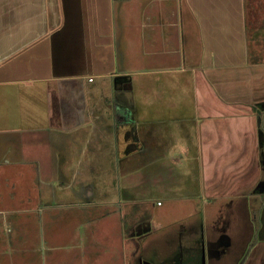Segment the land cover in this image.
Wrapping results in <instances>:
<instances>
[{
	"label": "crops",
	"instance_id": "crops-1",
	"mask_svg": "<svg viewBox=\"0 0 264 264\" xmlns=\"http://www.w3.org/2000/svg\"><path fill=\"white\" fill-rule=\"evenodd\" d=\"M161 158L158 191L89 178L94 164ZM48 159L84 200L45 202ZM154 191L170 199L161 213L185 214L169 222L185 238L173 258L155 249L168 237L151 242L165 225L156 204L125 230V207ZM55 207L72 232L51 224L45 239L32 221ZM263 212L264 0H0V264H58V250L68 264H264Z\"/></svg>",
	"mask_w": 264,
	"mask_h": 264
},
{
	"label": "rangeland",
	"instance_id": "rangeland-1",
	"mask_svg": "<svg viewBox=\"0 0 264 264\" xmlns=\"http://www.w3.org/2000/svg\"><path fill=\"white\" fill-rule=\"evenodd\" d=\"M160 121L161 120H168V118L166 117V113H164V115L161 118H158ZM113 120L114 117H113ZM170 125H166L164 126L163 123H159L157 125V130H167L169 129ZM163 128V129H162ZM156 135V134H155ZM117 138V135H116ZM165 138L166 136L164 135V133H162L161 139L159 140V142L163 143L165 142ZM53 145H55V143H53ZM61 152L63 153L64 150H61ZM177 152V151H176ZM115 154H117V151H114ZM163 158V157H162ZM159 159V164L162 165H158V166H143V165H134L131 161H127V160H122L120 161V163L118 162H114V164L112 165H92L91 169H90V174H89V178L92 175L93 179H97V185H99V177L101 176H110V178L108 177L107 179H109V181L111 180L114 183V187L116 188V191H118V193H120L121 189L123 190L125 188L124 185L129 184L131 185L132 182H134V184H139V183H143V187L141 188L143 190V192H148V188L149 185L154 183L153 186L155 188V191H158L159 189L161 190L167 181L163 182V183H159L162 182V180L166 177V172L168 171V174L171 173L167 167H165V165H163L164 163V159ZM53 160H46L45 161V166L43 167V180L42 182H44L43 184V188H44V192H45V202L49 201V196H51V193L54 191H57V194H61L63 195L65 198L69 199H63V198H59V202H60V206H65L66 204H69L71 201L72 202H79L80 200H84V198H80V196L77 197H73V196H69L68 193H70L69 190H65L64 187H61V183H63V181L68 182V176L64 173L63 168L64 166L62 165V163L59 164H55L54 166L49 165ZM155 162V161H153ZM23 167V166H22ZM23 172V169H22ZM135 175V176H134ZM27 177L29 179H31V181H20L17 184L20 186L19 189L24 191L27 190H36L37 187V182H33L35 180H32V178L34 177L32 173H30L29 175H27ZM135 179V181H134ZM168 180V178H167ZM170 180V179H169ZM61 182V183H60ZM158 182V183H156ZM16 183V182H14ZM13 183V184H14ZM106 183V182H105ZM82 183L77 182L76 187L78 188L79 191H81L82 187L80 186ZM66 185V184H64ZM87 185H89L90 188L94 189L96 187L94 182H90ZM158 186V187H156ZM154 191V197L153 200H150L147 203V198H143L142 200H140V204L139 206H136L134 209L136 211V213H134L132 211V213H130V211H127L129 207H125L123 213L126 214V216L124 217V221H125V230L126 232H130V226L133 224H138V222H141L142 220H150L151 217H153V213L152 210H148L149 205L151 204H156L157 205V209L156 211V216L158 220H162V222L165 224L164 226H162L160 228L159 231L155 232L154 234H152L153 238L151 240L152 243H160L162 241H164L166 239V237H168L169 240L173 241V247L172 249H170L171 247H168L165 249V247L160 246L159 248H161L162 250L158 249L157 247L155 248L156 251L158 252H163L164 254H166L168 257L172 258L175 255H178L179 250L181 249V244L183 242V238H180L178 240L175 239L174 236H172L171 234H175L178 233V235L180 234L179 229L180 224L185 220V214L183 212V208H175L172 207V212L170 213H161L160 211L163 210L166 206L170 205V199L168 198H164L163 196H158V193H156ZM161 201V203L163 204V206L161 208H158V202ZM181 201L187 202L188 199H182ZM48 203V202H46ZM165 206V207H164ZM227 208V207H225ZM52 209V208H51ZM160 209V210H159ZM204 209V208H203ZM58 209L55 207L52 210V214L49 215V213H44L43 215H36L35 220L32 221L35 224L40 225L43 222L42 228H43V234L45 236V239H47V228L48 225L50 226L51 224H53L52 227H54L55 233L57 231H60L61 229V233L62 234H70L72 232H70V228L72 227V225L74 224V222L72 221L73 218L70 217V215L66 212H60L57 211ZM65 210V209H64ZM153 210V212H155ZM174 211V212H173ZM176 212L180 213V217L181 220L178 221L175 220L174 223H176L175 225L170 226L171 224L169 222H171L173 220V218H175L176 216ZM65 213V214H64ZM152 214V216H151ZM110 216L113 214H109ZM151 216V217H150ZM41 217L43 218L41 220ZM258 222L261 224V231H259V234L261 232H263L264 230V212L262 214H258ZM177 221V222H176ZM53 222V223H52ZM113 222V221H110ZM77 224V223H76ZM170 224V225H169ZM142 226V225H141ZM227 225H225L226 227ZM38 235V234H37ZM74 236V235H73ZM262 237V236H261ZM42 239V234H40L38 236V240ZM69 239V237H68ZM185 239V238H184ZM63 242V241H61ZM192 244V243H191ZM148 242L147 243H143L142 245V249H147L149 248L150 250L153 251V246H148ZM171 250V251H170ZM167 252V253H165ZM58 254L59 256V263L58 264H68L69 260L72 257V253L69 250H64L61 253H59V250L57 252H55ZM143 254V251H142ZM94 261L90 255L87 256L86 261ZM171 260V258H169L168 260H166L164 263H168ZM163 262V261H162ZM88 264V263H86Z\"/></svg>",
	"mask_w": 264,
	"mask_h": 264
}]
</instances>
